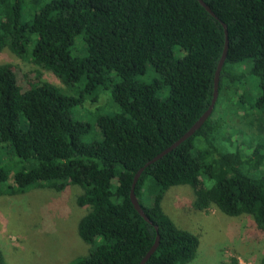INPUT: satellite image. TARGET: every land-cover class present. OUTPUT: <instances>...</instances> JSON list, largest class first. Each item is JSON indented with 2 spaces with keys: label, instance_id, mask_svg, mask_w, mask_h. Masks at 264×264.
Here are the masks:
<instances>
[{
  "label": "trees",
  "instance_id": "obj_1",
  "mask_svg": "<svg viewBox=\"0 0 264 264\" xmlns=\"http://www.w3.org/2000/svg\"><path fill=\"white\" fill-rule=\"evenodd\" d=\"M204 1L216 16L199 0H0V52L9 47L67 85L86 83L75 96L47 80L22 82L13 64H0V199L35 187H82L78 233L91 249L71 264H138L155 243L156 225L160 243L145 264H189L200 237L163 205L181 184L193 188L195 208L249 215L264 229V0ZM222 21L229 49L212 115L145 167L135 186L151 223L131 200L134 177L212 102L226 44ZM79 36L85 56L72 52ZM149 64L159 73L153 82L139 78ZM164 85L166 98L158 94ZM109 87L119 111L100 114L102 138L86 141L92 127L73 110L85 94ZM228 98H236L234 112L258 114L257 133L229 134L221 111ZM11 163L14 183L6 185ZM0 264H10L1 248Z\"/></svg>",
  "mask_w": 264,
  "mask_h": 264
},
{
  "label": "rangeland",
  "instance_id": "obj_2",
  "mask_svg": "<svg viewBox=\"0 0 264 264\" xmlns=\"http://www.w3.org/2000/svg\"><path fill=\"white\" fill-rule=\"evenodd\" d=\"M72 52L85 56L87 48L82 36L77 37ZM181 55L180 49L175 48ZM13 64L22 82L35 79L47 80L67 93L84 95L85 81L67 85L52 71L41 67L31 59L15 54L9 47L0 52V64ZM159 73L152 64L140 79L153 82ZM160 97L169 95L164 85L158 92ZM84 102L73 110V117L88 122L92 130L86 141L102 138L97 124L100 114H114L119 111L111 88H101L85 94ZM236 98H228L221 105L229 134L244 136L257 133L260 128L258 114L244 116V111L234 112ZM244 133V134H243ZM244 135V136H243ZM11 170L6 185L14 183L17 164H10ZM83 192L78 185L57 191L50 187H35L24 193L5 194L0 199V248L10 264H71L76 258L89 254L91 245L84 242L78 233V223L86 208L77 204V197ZM195 194L188 184L172 186L164 200L165 211L183 228L198 234L200 247L197 256L189 264H219L236 257L240 264H262L264 257V229L249 215L229 216L216 206L208 209L194 207ZM145 203L150 199L145 197Z\"/></svg>",
  "mask_w": 264,
  "mask_h": 264
},
{
  "label": "water",
  "instance_id": "obj_3",
  "mask_svg": "<svg viewBox=\"0 0 264 264\" xmlns=\"http://www.w3.org/2000/svg\"><path fill=\"white\" fill-rule=\"evenodd\" d=\"M201 2L202 5H204L207 10H209L213 15L216 16L215 12L212 10V8L204 1V0H199ZM224 28H225V33H226V44H225V48L222 54V57L219 61L216 73H215V83H214V95H213V99L212 102L210 103L208 109L200 116V118L190 127V129L188 131H186L178 140H176L174 143H172L169 147H167L166 149H164L162 152H160L159 154H157L155 157H153L152 159H150L144 166H142L136 173L135 177H134V181H133V186L131 189V200L135 206V208L139 211V213L149 222L152 223V220L150 219V217L148 216V214L146 213V211L144 210V208L142 207L141 203L138 200V197L135 193V186L142 174V172L144 171L145 167H147L148 165H150L151 163L155 162L156 160L160 159L161 157H163L165 154H167L168 152L172 151L174 148H176L178 145H180L184 140H186L187 138L191 137L192 135H194L196 133V131L198 129H200L202 127V125L208 120V118L212 115L215 104L217 102L218 99V95H219V81H220V74L223 68V65L225 63V60L227 58V54H228V49H229V31H228V26L225 22H223ZM156 229H157V237L155 240L154 245L151 247V249L147 252V254L145 255V257L140 261V263L138 264H145L148 259L151 257V255L156 251L159 243H160V232L158 230V226L156 225Z\"/></svg>",
  "mask_w": 264,
  "mask_h": 264
}]
</instances>
